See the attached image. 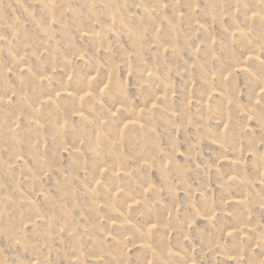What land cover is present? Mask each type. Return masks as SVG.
<instances>
[{
  "label": "rangeland",
  "instance_id": "1",
  "mask_svg": "<svg viewBox=\"0 0 264 264\" xmlns=\"http://www.w3.org/2000/svg\"><path fill=\"white\" fill-rule=\"evenodd\" d=\"M0 264H264V0H0Z\"/></svg>",
  "mask_w": 264,
  "mask_h": 264
}]
</instances>
